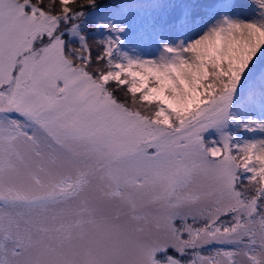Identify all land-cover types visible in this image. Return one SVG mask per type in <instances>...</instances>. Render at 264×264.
Listing matches in <instances>:
<instances>
[{"label": "snow or ice", "instance_id": "1", "mask_svg": "<svg viewBox=\"0 0 264 264\" xmlns=\"http://www.w3.org/2000/svg\"><path fill=\"white\" fill-rule=\"evenodd\" d=\"M0 264H264V0H0Z\"/></svg>", "mask_w": 264, "mask_h": 264}]
</instances>
